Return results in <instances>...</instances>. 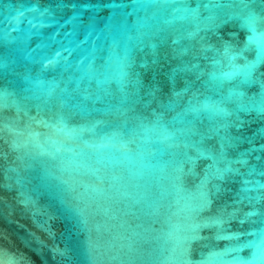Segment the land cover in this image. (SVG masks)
<instances>
[{
	"label": "water",
	"instance_id": "obj_1",
	"mask_svg": "<svg viewBox=\"0 0 264 264\" xmlns=\"http://www.w3.org/2000/svg\"><path fill=\"white\" fill-rule=\"evenodd\" d=\"M249 10L264 15L239 0H0V264H264V198L248 199L264 197L248 174L264 158V62L250 83L237 71L256 59Z\"/></svg>",
	"mask_w": 264,
	"mask_h": 264
},
{
	"label": "snow or ice",
	"instance_id": "obj_2",
	"mask_svg": "<svg viewBox=\"0 0 264 264\" xmlns=\"http://www.w3.org/2000/svg\"><path fill=\"white\" fill-rule=\"evenodd\" d=\"M240 5L243 6V8H249L250 4H259L261 6V11H264V0H239ZM205 7H220L219 4L215 5H205ZM241 19L243 20V25L242 27H245L248 29L249 32L252 33V35L248 36V41L250 43H255L256 44V59L254 61L248 62L246 61L243 66L237 67V71L242 72L244 76V82L250 83L252 82V75L253 72L256 68V66L262 62H264V41L258 40V36H264V30H261L258 32V26L261 24V22H264V15H261L257 13L255 10H249L246 15L242 16ZM249 45L246 44L245 48H247ZM227 51V48L225 49ZM58 55V53H57ZM225 75H231V73L225 74ZM261 88L264 89V82H261ZM261 113H264V106H261L258 109ZM239 127V125H237ZM242 139H247L246 137L240 136V137H224L222 138L223 143L221 144V150L223 151L224 144L227 143L229 146H232L233 140H242ZM251 143V141L249 140ZM261 149H264V144L260 145ZM255 151V149L251 150H246L244 153H241V157H246L250 156L251 152ZM258 163L257 164H252L249 165V173L252 174L257 172V168H259V175L264 176V158L261 156L257 155L254 158ZM237 163H240L242 165H248V160L247 159H240L236 161ZM209 169L213 167V165L208 166ZM237 172V175H242L239 173L238 170H235ZM244 184L249 183L247 180L243 181ZM259 187L264 188V184H260ZM246 190V189H245ZM202 198H206L207 194L206 193H201ZM264 197H249L248 199L251 200H259ZM234 216V213L229 214V218H232ZM210 223L212 224H222L225 221L220 218V217H213L210 218L209 220ZM264 223V219L261 221ZM243 223V221H241ZM241 233H232V236H237L240 235ZM262 239H264V232H262ZM247 245H240L236 247H231L226 249V252H236L239 253L242 247H246ZM257 256H264V248H261L257 246V252L253 254V258H256ZM232 264H247V261L244 260L243 257L240 255H236L233 257Z\"/></svg>",
	"mask_w": 264,
	"mask_h": 264
}]
</instances>
